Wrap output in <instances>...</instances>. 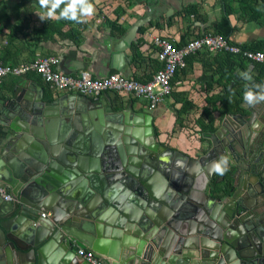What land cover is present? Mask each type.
I'll use <instances>...</instances> for the list:
<instances>
[{"label":"water","instance_id":"obj_1","mask_svg":"<svg viewBox=\"0 0 264 264\" xmlns=\"http://www.w3.org/2000/svg\"><path fill=\"white\" fill-rule=\"evenodd\" d=\"M30 102L6 110L30 115L22 116L26 126L15 131L25 135L0 172V190L12 197L0 193V264H89L79 263L75 248L109 264H264V123L253 129L264 111L255 114L244 101L250 115L222 123L212 149L180 167L158 142L149 113L112 109L107 117L102 99L82 95ZM30 123L54 125L28 136ZM221 141L229 157L223 175L213 169ZM55 159L62 165L56 176ZM226 175L235 184L218 188ZM249 195L257 197L251 209ZM44 210L55 217L42 220Z\"/></svg>","mask_w":264,"mask_h":264},{"label":"crops","instance_id":"obj_2","mask_svg":"<svg viewBox=\"0 0 264 264\" xmlns=\"http://www.w3.org/2000/svg\"><path fill=\"white\" fill-rule=\"evenodd\" d=\"M20 1L0 0V16H10L6 23L8 25L5 24L6 28L0 33V63L4 65L19 66L31 63L38 58L55 57L60 61L58 70L66 75L77 77L88 71L95 78H105L118 73L140 82H149L156 73V66L159 64L162 68L163 65L157 50L149 44L147 33L161 35L178 44L181 40L188 42L204 33L217 31L227 35L232 43L244 49L264 51V0H147L148 2L91 0L95 13L92 17L86 18L84 23L86 26L65 27L64 35L47 33L43 36L34 32L35 29L45 30L48 27V21L41 20L37 15L42 12V9L30 7L31 12L24 8L17 10L15 6ZM191 6H196V13L187 16L181 14L186 7ZM25 15L31 18L29 20L26 18V22H31L29 30L26 29L29 23H18ZM106 18L109 22L115 23L117 28L106 23ZM50 20L58 22V19ZM137 24L141 25L140 28L145 27V34L141 36L138 31L131 43H127L124 41L125 38ZM14 25L17 29L11 32L10 27ZM49 29L51 26L48 31ZM121 29L124 30L123 34L119 31ZM35 34L40 36L37 42ZM140 38L144 43L137 47ZM232 55L235 56L230 53L211 54L201 51L192 57L187 67L175 77L171 96L167 97L164 104L155 111L148 109L143 98H134L126 93L108 92L98 98H88L93 101L102 99L104 101L102 110L106 111L104 114L107 117L111 116L112 109L115 113L128 111L134 116L136 113L151 114L154 117V129L158 142L174 154L172 165L185 167L183 162L188 165V159H199L209 152V148L212 149L211 142H216V132L222 123L233 124L236 122L234 117H240L241 114L250 115L243 100L245 86L256 90V85H264V65L253 63L246 58L232 57ZM136 56L137 60H134ZM243 71H249L252 79L248 81L241 79L239 73ZM228 88H236L241 94L239 99L242 101L240 109L223 114L227 108L220 101L221 97L226 95ZM39 95L42 96V101L47 103L56 100L66 102L73 95L79 94L54 93L49 84L34 72L21 76L9 75L4 78L0 85L1 173L6 168L4 165L8 162L10 148H14L25 135L15 130H18L19 123L26 126L22 116L30 115L25 111L9 116L6 110L17 105L25 108L30 100V103L37 102ZM250 108L255 114L263 112L264 102L251 105ZM49 109L51 114L58 113L56 107ZM211 117L214 120L213 123H211ZM260 118L261 116L257 118L259 120L253 121L256 123L253 125L254 130L259 131L263 128L264 118ZM16 119L21 121L16 122ZM50 124L53 130V123L47 125L46 123H30L31 130L27 135H33L32 130L37 132L41 126L43 130H48L47 126ZM212 127L213 132L210 131ZM241 127L245 129L244 124H241ZM51 135L58 141L54 132H51ZM222 139L225 140L224 134H221ZM51 140L50 137L49 141ZM218 144L220 145L217 148L218 157L214 159V162L224 155V144L222 141ZM48 147L50 153L58 150V145ZM164 162L169 161L164 159ZM54 163L56 166H52L54 168L51 169V175L56 176L60 174L58 166L62 167V165L57 159ZM217 178L218 175H215L214 180ZM222 180L218 183L220 188L227 186L229 181L235 184L229 176ZM213 188L212 184L208 190L210 195L213 193ZM7 192L10 193L9 190ZM247 198H251L247 200L249 207L247 209H251L256 200L254 198L257 197L249 195ZM43 214L48 215L46 219L55 217L48 210H44ZM41 219L46 220L42 216ZM108 222L110 224V221ZM128 236L134 238L131 234ZM107 238L112 240L109 236ZM77 251L78 248H75L76 254ZM83 262L85 261L79 258V263ZM103 263L109 264L108 259H103Z\"/></svg>","mask_w":264,"mask_h":264},{"label":"built area","instance_id":"obj_3","mask_svg":"<svg viewBox=\"0 0 264 264\" xmlns=\"http://www.w3.org/2000/svg\"><path fill=\"white\" fill-rule=\"evenodd\" d=\"M149 44L157 50L162 68L154 74L149 82H140L127 78L121 74L113 73L105 78H95L85 71L80 76H71L58 70L59 59L55 57L38 58L31 63L19 66H10L0 63V85L9 75L21 76L34 72L49 84L54 93H75L86 97L98 98L104 93H126L134 98H143L150 111H155L163 105L166 98L173 92L172 79L176 72L187 67V59L206 51L213 54L230 53L243 55L247 60L264 65V51L248 50L231 42L228 37L215 32H207L188 41L183 47L177 42L164 38L158 34L147 33ZM6 201L12 200L11 195L4 189L0 190ZM48 215L43 214L46 219ZM79 258L89 264H104L103 259L88 249H78Z\"/></svg>","mask_w":264,"mask_h":264},{"label":"clouds","instance_id":"obj_4","mask_svg":"<svg viewBox=\"0 0 264 264\" xmlns=\"http://www.w3.org/2000/svg\"><path fill=\"white\" fill-rule=\"evenodd\" d=\"M39 6L42 12L37 13V15L43 21L64 19L76 23H85L86 18L92 17L95 13V7L91 0H39ZM239 75L241 79L246 81L252 79L249 71L240 72ZM255 89L245 86L243 100L249 105L264 102V85H256ZM228 164L229 157L222 155L217 162H214L213 169L223 175L227 171Z\"/></svg>","mask_w":264,"mask_h":264},{"label":"trees","instance_id":"obj_5","mask_svg":"<svg viewBox=\"0 0 264 264\" xmlns=\"http://www.w3.org/2000/svg\"><path fill=\"white\" fill-rule=\"evenodd\" d=\"M147 0H142V2H146ZM242 1H246V0H242ZM148 2V1H147ZM33 8V9H37V8H40V6H39V0H21L16 6H15V9H17V10H19V9H21V8H24L25 10H27V11H32V9L31 8ZM21 11V10H20ZM196 11H197V8H196V6H191V7H186L182 12H181V14L183 13L185 16H187V15H190V14H194V13H196ZM26 18L29 20V18L30 17H28V16H26L25 15V17L22 19V20H20L18 23H20V24H27V23H29L28 24V27H26V29L27 30H29L30 29V27H31V22H26ZM34 18V16L32 17V19ZM10 19V16L9 15H5V16H0V33L3 31V29H5L6 28V25H8V24H6L7 23V21ZM18 19H19V15H18ZM31 19V18H30ZM48 21V27L45 29V30H43V29H35L34 30V32L35 33H40L41 34V36H43L44 34H46L47 35V33L48 34H50V33H58L59 35H64V33H63V30H64V28L65 27H73L74 25H81V26H86L84 23H76V22H74V21H69V20H64V19H58L57 21L58 22H52V20H47ZM105 21H106V23H109V24H111L112 26H115L116 28H117V26H116V24L115 23H113V22H109V20L106 18L105 19ZM6 24V25H5ZM51 26V29H49V31H48V28ZM10 29H11V32H14V29L16 30L17 29V27H16V25H14V27H10ZM120 29V28H119ZM54 30H55V32H54ZM119 31H121V33L123 34L124 33V30L123 29H121V30H119ZM145 27H142V28H140V30H139V34H141V36L142 35H144L145 34ZM215 33H218V34H221V35H223V36H225V37H227V35H224V34H222V33H220V32H215ZM34 37L36 38V42L38 41V39H40V36H38L37 34H35L34 35ZM144 43V41L140 38L139 40H138V42H137V47H140L142 44ZM187 43V41L186 40H181V42H179L178 44H177V46L178 47H183L185 44ZM199 54V53H198ZM219 54H223V53H219ZM197 55V54H196ZM195 56V55H194ZM194 56H191V57H189L188 59H187V64H188V62H190V59L192 58V57H194ZM231 56V55H230ZM232 57H240V58H244L243 57V55H241V54H239V55H235V56H233L232 55ZM134 60H137V56L135 57V59ZM10 66H16V65H13V64H9ZM160 66H159V64H158V66H156V73L160 70ZM184 70V69H183ZM182 71V69L181 70H179L178 72H176V74H175V77L179 74V72H181ZM155 73V74H156ZM36 74V73H35ZM36 75H38V74H36ZM40 76V75H39ZM41 77V76H40ZM175 77L172 79V85L174 84V81H175ZM153 78V77H152ZM150 80H152V79H150ZM149 81V80H148ZM147 82V81H146ZM241 96V94H239L238 93V91L236 90V88L234 89H232V88H228L227 89V93H226V95H223L221 98H222V100L220 101V103L224 106V107H226L227 108V110L223 113V114H227V113H230V112H232V111H235V109H240V103H241V101H242V99H239V97ZM213 121L214 120H212V117H211V123H213ZM210 131H214V128L212 127L211 129H210ZM218 188H220L219 186H218Z\"/></svg>","mask_w":264,"mask_h":264},{"label":"rangeland","instance_id":"obj_6","mask_svg":"<svg viewBox=\"0 0 264 264\" xmlns=\"http://www.w3.org/2000/svg\"><path fill=\"white\" fill-rule=\"evenodd\" d=\"M6 1H8V2H9V1H11V0H6Z\"/></svg>","mask_w":264,"mask_h":264},{"label":"flooded vegetation","instance_id":"obj_7","mask_svg":"<svg viewBox=\"0 0 264 264\" xmlns=\"http://www.w3.org/2000/svg\"><path fill=\"white\" fill-rule=\"evenodd\" d=\"M155 130V129H154Z\"/></svg>","mask_w":264,"mask_h":264}]
</instances>
